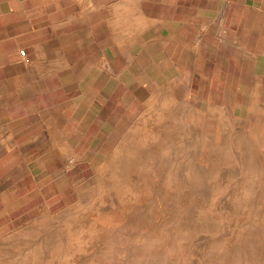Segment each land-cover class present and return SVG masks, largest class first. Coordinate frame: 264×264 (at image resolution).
Listing matches in <instances>:
<instances>
[{
	"label": "crops",
	"instance_id": "obj_1",
	"mask_svg": "<svg viewBox=\"0 0 264 264\" xmlns=\"http://www.w3.org/2000/svg\"><path fill=\"white\" fill-rule=\"evenodd\" d=\"M130 106L263 129L264 0H0V185L54 137L103 154Z\"/></svg>",
	"mask_w": 264,
	"mask_h": 264
},
{
	"label": "rangeland",
	"instance_id": "obj_2",
	"mask_svg": "<svg viewBox=\"0 0 264 264\" xmlns=\"http://www.w3.org/2000/svg\"><path fill=\"white\" fill-rule=\"evenodd\" d=\"M129 109L123 125L112 131L110 144L100 147L103 154L96 151L99 147H70L63 137H54L55 145L36 153L40 161L33 160L34 153L23 163L25 177L16 176L0 185V264H264V123L259 131H243L239 140L251 145L241 146L238 152L239 145L234 143L239 140L231 138L230 122L210 128L214 123L209 115L191 111L183 125L181 114L172 121L166 113L137 115L133 106ZM174 122L178 128L164 131L165 139L160 135L161 142L155 147L151 138H144L148 130H164ZM181 125L188 128L182 131ZM133 134L143 135L147 160L133 172L128 184L132 195L122 197V187L110 183L105 175L116 165L117 149ZM182 135L192 143L181 146L177 140ZM224 141L233 144L217 145ZM53 155L62 160H44ZM125 157L130 161L133 153ZM228 158L238 160L237 167L232 164L237 176L228 172L221 177L223 172L214 164ZM143 173L151 184L145 183ZM108 190L117 193L114 209L80 202L95 192L92 202L102 205L112 194L101 192ZM129 197L132 203L127 205ZM128 207L133 213L130 219ZM109 212L116 214L107 216Z\"/></svg>",
	"mask_w": 264,
	"mask_h": 264
},
{
	"label": "bare ground",
	"instance_id": "obj_3",
	"mask_svg": "<svg viewBox=\"0 0 264 264\" xmlns=\"http://www.w3.org/2000/svg\"><path fill=\"white\" fill-rule=\"evenodd\" d=\"M151 115V114H150ZM170 115V119L173 121V115L172 114H167V116H169ZM176 116L177 115H179V112H178V114L176 113L175 114ZM142 117V116H141ZM176 118V117H175ZM245 118V117H244ZM161 119V118H160ZM177 119H179L178 117H177ZM176 120V119H175ZM157 121V120H156ZM141 122V121H140ZM166 123V122H165ZM157 124V123H156ZM152 126V125H151ZM160 127V126H159ZM164 127V126H163ZM174 127L175 128H178V126H177V124L174 122L173 124H169V125H167V126H165L164 128H162V129H164V130H158V129H156L154 132H149V130L147 131V132H145V134H144V138L145 137H149V138H151V140H152V144H153V146L155 147L156 145H158V144H160V142H161V138H162V140H163V138H164V136H166L165 134H163V132L165 131H172L173 129H174ZM232 127V126H231ZM140 128V127H139ZM180 128H181V130L182 131H185L186 129H185V127L183 126V125H181L180 126ZM191 128H193V127H191ZM196 128H198V127H196ZM194 129V128H193ZM231 129V128H230ZM158 130V131H157ZM159 131H161V133H158ZM176 131V130H175ZM234 132V131H233ZM131 133H132V131H131ZM170 133V132H169ZM185 132H183L182 134H184ZM198 133V132H197ZM171 134V133H170ZM244 134V132L243 131H241V130H239L238 132H237V134H236V137L238 138V140L239 139H241V137H242V135ZM130 135H132V134H130ZM162 136L161 138H159V136ZM128 134H127V138H128ZM171 136V135H170ZM187 136H189L188 135V133H187ZM169 137V136H168ZM172 137V136H171ZM192 137H193V135H192ZM192 137H191V139H192ZM124 138V137H123ZM130 138V137H129ZM125 139V138H124ZM142 139H143V135L141 136L140 135V137L139 136H137V135H135L134 136V134H133V137L131 138V139H129V141L128 142H125L124 141V143H125V145L123 146V145H121V147H119L118 149H117V151L116 152H118V151H120V153H119V157L117 156H115V158L113 159V162L116 164L115 166H114V168L111 170V172L110 173H108L107 175H105L106 177H107V179L108 180H110V183H114L115 185L117 184V185H119V186H121L122 187V190L119 192V193H122L121 195H122V197L125 195V194H128V196H129V194L131 193V190L130 189H128V184L131 182L130 180H133V177H134V173L133 172H135V169H137V168H141V166H142V164H144V163H146L145 161L147 160L146 159V153H145V149H147L145 146H144V144H143V141H142ZM165 139V138H164ZM187 139V138H186ZM198 139V138H197ZM207 139V138H206ZM126 140V139H125ZM185 139H184V135H182V137L180 138V140H177V141H179V144L181 145V146H183L184 144H187V146H188V144H190V143H192V142H189V141H184ZM199 140V139H198ZM122 141V140H121ZM195 142H197V140L195 141ZM199 142V141H198ZM200 142H201V140H200ZM199 142V144H201ZM225 142V141H224ZM122 143H123V141H122ZM226 143L229 145V144H233V143H231V142H225V143H219V144H217V145H219V146H225L226 145ZM193 144H194V142H193ZM235 145H239L238 147H239V149L237 150V149H235V150H237L238 152H240V147L241 146H244L245 147V145L246 146H248V145H251V144H245V141L244 140H239V141H237V142H235L234 143ZM170 145V144H169ZM198 145V144H197ZM173 146V145H172ZM171 146V147H172ZM186 146V145H185ZM186 146V147H187ZM190 146V145H189ZM196 146V145H195ZM216 146V145H215ZM163 147V146H162ZM234 147V146H233ZM192 148V147H191ZM116 149V148H115ZM171 149V148H170ZM176 149V148H175ZM196 149V148H195ZM198 149H199V147H198ZM230 149H231V147H230ZM187 150V149H186ZM115 151V150H114ZM167 151V150H166ZM226 151H229V149H227ZM225 151V152H226ZM231 151H233L232 149H231ZM236 151V152H237ZM115 152V153H116ZM170 152H172L171 150H170ZM186 152V151H185ZM185 152H184V154H185ZM188 152V151H187ZM194 152V151H193ZM196 152V151H195ZM129 153H133V159H131L130 161H125L126 159H127V157H125V155H127V154H129ZM228 153V152H227ZM165 154V153H164ZM168 154H170V153H168ZM187 154V153H186ZM194 154V153H193ZM231 154V153H230ZM230 154H228V155H230ZM232 154L233 155H235L234 154V151L232 152ZM114 155V154H113ZM177 155H179V154H177ZM111 156V155H110ZM175 156V155H174ZM181 157V156H180ZM191 157V156H190ZM195 157V156H194ZM201 157V156H200ZM228 157V156H227ZM234 157V156H233ZM240 157V156H239ZM243 157H244V155H243ZM173 158V157H172ZM182 158V157H181ZM193 158V157H192ZM191 158V159H192ZM235 158V157H234ZM232 159V158H228V159H220V160H218V161H216L215 162V164H214V167H215V169L216 168H218L217 170H219V169H221V172H223V174L221 175V177L223 176V177H225V175H226V173H227V175L229 174L228 172H232V174L233 173H235V171H234V168L235 167H237V165H235L236 163L235 162H237L238 160L237 159ZM240 158H242V157H240ZM239 158V159H240ZM246 158V157H245ZM180 159V158H179ZM188 159V158H187ZM195 159V158H194ZM189 160H190V158H189ZM210 161V160H209ZM242 161L244 162V163H246L247 161L245 160V159H242ZM232 162H234V163H232ZM242 162V163H243ZM184 163V162H183ZM187 164H188V162H186ZM110 164V163H109ZM232 164H234L235 165V167L233 168V166H232ZM112 165V164H111ZM110 165V166H111ZM182 165H184V164H182ZM196 165V164H195ZM242 165V164H241ZM239 166V165H238ZM184 167V166H183ZM182 167V168H183ZM211 167V166H210ZM110 168V167H109ZM108 168V169H109ZM238 168H240V167H238ZM237 168V169H238ZM111 169V168H110ZM110 169H109V171H110ZM203 169V168H202ZM235 170H236V168H235ZM142 171H144V170H142ZM145 172V171H144ZM218 172V171H217ZM216 172V173H217ZM241 172V171H240ZM242 172L243 173H245L243 170H242ZM105 174V173H104ZM231 173H230V175H232ZM236 174V173H235ZM234 174V175H235ZM240 174V173H239ZM242 174V173H241ZM241 174H240V176H241ZM143 176V178L145 177V179H144V181H145V183L146 184H151V181H150V178H149V176L147 175V174H145L144 175V173L142 174ZM229 175V176H230ZM233 175V176H234ZM236 176H237V174H236ZM243 176V175H242ZM245 176H247V175H245ZM254 176V175H253ZM264 176V175H263ZM105 177V178H106ZM215 177V176H214ZM220 177V176H219ZM228 177V176H227ZM104 178V179H105ZM217 178V177H216ZM222 179V178H221ZM237 179H238V177H237ZM226 180V179H225ZM236 180V179H235ZM243 180V179H242ZM262 180V179H261ZM260 180V181H261ZM228 181V180H227ZM257 181V180H256ZM255 181V182H256ZM222 182V181H221ZM224 182V181H223ZM230 182V181H229ZM236 182V181H235ZM239 182H241L240 180H239ZM254 182V181H253ZM254 182V183H255ZM225 183V182H224ZM233 183V182H232ZM231 183V184H232ZM238 183V182H237ZM237 183H233V184H237ZM107 184V183H106ZM222 184V183H221ZM232 184V185H233ZM249 184V183H248ZM222 186V185H221ZM231 186V185H230ZM234 187V186H233ZM228 188V187H227ZM231 189V187L229 188V190ZM223 190V189H222ZM99 191V190H98ZM112 190H108V191H102L101 193H106V194H112V195H108V199L107 200H104L103 201V203H102V205L101 204H95L94 205V203L92 202L93 201V199H94V194H95V192H94V194H92L91 193V195L89 196V197H87V196H83V197H81V199H80V202L82 203V204H84V203H86V202H88V205L89 204H91V206H101V208L103 209V208H107L108 210L109 209H111V208H113L114 209V207L115 206H112V201H113V199H115L114 197H116V196H114V194L116 195L117 193L116 192H111ZM134 191V190H133ZM231 192V191H230ZM225 193V192H224ZM106 194H105V196H106ZM97 195V194H96ZM131 195H132V193H131ZM134 196V195H133ZM229 196V195H228ZM118 197V196H117ZM121 197V198H122ZM120 198V199H121ZM127 198V197H126ZM125 198V199H126ZM130 198V199H129ZM127 200H128V203H127V205H129L130 203H132V197H129ZM225 198H226V196H225ZM224 198V199H225ZM228 198V197H227ZM230 198V197H229ZM105 199V198H104ZM244 199V198H243ZM247 199V198H246ZM228 200V199H227ZM116 201H118L117 200V198H116ZM115 201V202H116ZM222 201H224L223 199H222ZM101 202V201H100ZM107 202V203H106ZM216 202V201H215ZM227 202V201H226ZM202 204V203H201ZM224 204H225V202H224ZM80 205V204H79ZM230 205V204H229ZM120 206V205H119ZM221 206H223L222 204H221ZM225 206V205H224ZM231 206V205H230ZM85 207V206H84ZM121 207V206H120ZM185 207H187V206H185ZM229 207V206H228ZM70 208V207H69ZM222 209H223V207H221ZM225 208V207H224ZM68 209V208H67ZM72 209H74V207L72 208ZM76 209H77V207H76ZM92 209H94L95 210V207L93 208L92 207ZM98 209V208H97ZM96 209V210H97ZM128 209H129V211H128V213H127V216L129 215V219L132 217L131 215H133V213L131 212V210H130V208L128 207ZM234 209V208H233ZM232 209V210H233ZM70 210V209H69ZM98 210H100V209H98ZM227 210V209H226ZM229 210H231L230 208H229ZM218 211V210H217ZM102 212V211H101ZM121 212V211H120ZM236 212V211H235ZM71 213H73V212H71ZM70 213V214H71ZM99 213V212H98ZM110 213V215H108V213L106 214L107 216H113V214H116V212L115 213H111V212H109ZM88 215V214H87ZM122 215V214H121ZM225 215H227V214H225ZM82 216H83V214H82ZM86 216V215H85ZM94 216V215H93ZM92 216V217H93ZM105 216V215H104ZM111 216V217H112ZM65 217V216H64ZM67 217V216H66ZM70 217V216H69ZM87 217V216H86ZM102 218V217H101ZM105 218V217H104ZM114 218H117V216L116 217H114ZM84 219V218H83ZM94 219V218H93ZM107 219H108V217H107ZM106 219V221L107 222H109L110 220H107ZM110 219V218H109ZM124 219V218H123ZM102 220H104V219H102ZM118 220V219H117ZM60 221V220H59ZM61 221H62V219H61ZM73 221V220H72ZM94 221V220H93ZM121 221V220H120ZM119 220H118V222H120ZM82 222V221H81ZM91 222V221H90ZM105 222V221H104ZM111 222H113V220L111 221ZM226 222V221H225ZM60 223V222H59ZM89 223V222H88ZM115 223H117V221H115L114 223H112L113 225H115ZM170 223H172V222H170ZM233 223V222H232ZM66 224V223H65ZM86 224V223H85ZM92 224V223H91ZM103 224H105V223H103ZM111 224V223H110ZM109 224V225H110ZM229 224V223H228ZM112 225V226H113ZM225 225V224H224ZM233 225V224H232ZM31 226H34V225H31ZM59 226V225H58ZM57 226V227H58ZM65 226V225H64ZM73 226V225H72ZM227 226V225H226ZM257 226H258V224H257ZM75 227V226H74ZM81 227V226H80ZM110 227V226H109ZM231 227V226H230ZM262 228V227H261ZM80 230H81V228H80ZM93 230V229H92ZM109 230V229H108ZM257 230V229H256ZM84 231V230H83ZM96 231V230H95ZM25 232V231H24ZM92 232V231H91ZM259 232V231H258ZM70 233V232H69ZM94 233V232H93ZM109 233H110V231H109ZM109 233H107L108 235H109ZM222 233V232H221ZM228 233V232H227ZM261 233V232H260ZM45 234V233H44ZM231 234V233H230ZM41 235H43V234H41ZM41 235L39 236V238L41 237ZM54 235H56V234H54ZM210 235V234H209ZM219 235V234H218ZM217 235V236H218ZM51 236H53V235H51ZM58 237V236H57ZM72 237V236H71ZM202 237V236H201ZM107 239V238H106ZM196 239H200V238H196ZM203 239V238H202ZM36 240H38V238L36 239ZM35 240V241H36ZM204 240V239H203ZM35 241H34V243H35ZM44 242V241H43ZM204 243V242H203ZM12 244V243H11ZM44 246V245H43ZM13 247V246H12ZM37 248V247H36ZM202 249H203V247H201ZM200 248V249H201ZM46 249V248H45ZM43 250V249H42ZM79 250V249H78ZM82 250V249H81ZM13 251V250H12ZM44 252V251H43ZM75 252V251H74ZM39 253V252H38ZM22 255V254H21ZM47 255V254H46ZM46 257V256H45ZM32 261V260H31ZM74 263V262H73Z\"/></svg>",
	"mask_w": 264,
	"mask_h": 264
}]
</instances>
